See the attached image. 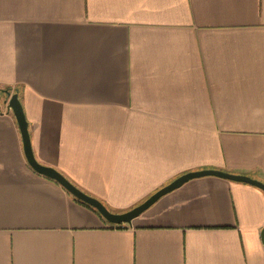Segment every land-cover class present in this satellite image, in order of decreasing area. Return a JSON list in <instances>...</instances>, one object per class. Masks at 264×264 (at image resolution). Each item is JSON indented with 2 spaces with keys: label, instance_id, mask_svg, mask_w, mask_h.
Wrapping results in <instances>:
<instances>
[{
  "label": "crops",
  "instance_id": "0c3cea01",
  "mask_svg": "<svg viewBox=\"0 0 264 264\" xmlns=\"http://www.w3.org/2000/svg\"><path fill=\"white\" fill-rule=\"evenodd\" d=\"M37 160L112 211L193 170L264 182V0H0V89ZM0 92V264H264V190L196 177L113 225L26 160Z\"/></svg>",
  "mask_w": 264,
  "mask_h": 264
},
{
  "label": "water",
  "instance_id": "95a60500",
  "mask_svg": "<svg viewBox=\"0 0 264 264\" xmlns=\"http://www.w3.org/2000/svg\"><path fill=\"white\" fill-rule=\"evenodd\" d=\"M8 99L6 102L8 103V107L12 109L22 137L23 143V150L26 157L27 162L29 165L36 170L37 172L51 177L57 180L62 186H64L71 194H73L76 198L84 201L85 203L94 207L102 216L103 218L112 224H121V223H131L132 219L140 215L143 211L149 208L152 204H154L160 197L165 195L166 193L178 188L183 183L187 182L188 180L196 177L202 176H218L227 178L234 181L246 182L257 187H260L264 190V182L255 179L249 175L239 174V173H232L220 169H200V170H193L185 172L175 179H173L168 184L160 187L155 192H153L150 196H148L144 201L141 203L127 209L124 211H112L107 207V205L98 199L97 197L90 195L89 193L83 191L80 187L75 185L72 181H70L62 172L58 169L43 164L39 162L34 154L31 142V136L29 131V123L26 118L24 108L22 102L19 98L18 92H7ZM262 241L264 243V227L261 232Z\"/></svg>",
  "mask_w": 264,
  "mask_h": 264
},
{
  "label": "trees",
  "instance_id": "16d2710c",
  "mask_svg": "<svg viewBox=\"0 0 264 264\" xmlns=\"http://www.w3.org/2000/svg\"><path fill=\"white\" fill-rule=\"evenodd\" d=\"M12 90V88L11 87H4V88H2V89H0V92L1 93H6L7 94V92H10ZM18 90V88L16 87L14 90H13V92H16ZM12 92V91H11ZM76 199H78V198H76ZM79 201H81L82 203H84V204H86V205H88V206H90V207H92L91 205H89V204H87V203H85L84 201H82V200H80V199H78ZM112 224V223H111ZM122 224V223H121ZM121 224H113V225H121Z\"/></svg>",
  "mask_w": 264,
  "mask_h": 264
},
{
  "label": "built area",
  "instance_id": "2783aa9c",
  "mask_svg": "<svg viewBox=\"0 0 264 264\" xmlns=\"http://www.w3.org/2000/svg\"><path fill=\"white\" fill-rule=\"evenodd\" d=\"M13 92V91H12Z\"/></svg>",
  "mask_w": 264,
  "mask_h": 264
}]
</instances>
